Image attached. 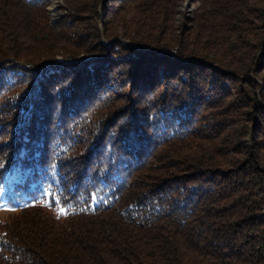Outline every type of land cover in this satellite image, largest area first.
Returning <instances> with one entry per match:
<instances>
[{"label": "trees", "instance_id": "obj_1", "mask_svg": "<svg viewBox=\"0 0 264 264\" xmlns=\"http://www.w3.org/2000/svg\"><path fill=\"white\" fill-rule=\"evenodd\" d=\"M52 1L0 0V264H264V0Z\"/></svg>", "mask_w": 264, "mask_h": 264}, {"label": "rangeland", "instance_id": "obj_2", "mask_svg": "<svg viewBox=\"0 0 264 264\" xmlns=\"http://www.w3.org/2000/svg\"><path fill=\"white\" fill-rule=\"evenodd\" d=\"M197 6H198V1H196V0H182L181 4L177 8V10H178V13H180V16L182 14L183 16L191 17L193 11L196 9ZM98 9H100V7H98ZM45 11H46V14L48 16V22L49 23L50 22H54V21L59 20V18L66 13V11H67L66 4H65V2L63 0H53L45 8ZM101 32H102V30H101ZM115 38H120V37L112 38V39H114L113 41L118 40V39H115ZM112 39L105 40L104 38H102V42L103 43H108V41H111ZM120 39H122V38H120ZM122 40H124V39H122ZM118 41H120V40H118ZM111 42H109V43H111ZM128 46H129V44H128ZM170 52L174 53V50L171 49ZM261 54H262V50L261 49H258L254 53V57H255L254 58V63L257 62V59L261 56ZM88 57H90V56L80 54L78 56V59H86ZM32 82L33 81H31V83ZM7 107H8V104H7ZM12 110H14V109H12ZM9 111H10V109H9ZM16 164L17 163H13L7 169V173H6L5 177L4 178H0V225L4 221L8 220L10 217L15 216L18 213L17 210L19 209V207L24 203L21 200L19 201V200H15V199H13L12 201L11 200L9 201V198H8V195H7L8 192H9V189H10V185H11V178L14 177V175L16 173V169H17Z\"/></svg>", "mask_w": 264, "mask_h": 264}, {"label": "water", "instance_id": "obj_3", "mask_svg": "<svg viewBox=\"0 0 264 264\" xmlns=\"http://www.w3.org/2000/svg\"><path fill=\"white\" fill-rule=\"evenodd\" d=\"M115 39H118V40H120L125 46H128V44L124 41V40H122V39H120V38H115ZM114 39H112L111 41H113ZM111 41H108V43L109 42H111ZM105 42V41H104ZM140 48V47H139ZM142 49H145V48H142Z\"/></svg>", "mask_w": 264, "mask_h": 264}, {"label": "snow or ice", "instance_id": "obj_4", "mask_svg": "<svg viewBox=\"0 0 264 264\" xmlns=\"http://www.w3.org/2000/svg\"><path fill=\"white\" fill-rule=\"evenodd\" d=\"M61 212L63 213V209L61 210Z\"/></svg>", "mask_w": 264, "mask_h": 264}]
</instances>
